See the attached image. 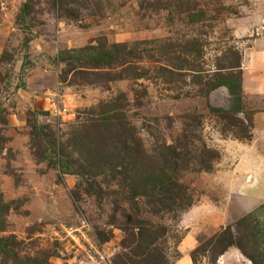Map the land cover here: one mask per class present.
I'll return each instance as SVG.
<instances>
[{
	"label": "rangeland",
	"instance_id": "374dc122",
	"mask_svg": "<svg viewBox=\"0 0 264 264\" xmlns=\"http://www.w3.org/2000/svg\"><path fill=\"white\" fill-rule=\"evenodd\" d=\"M259 165L264 0H0V264H264Z\"/></svg>",
	"mask_w": 264,
	"mask_h": 264
},
{
	"label": "crops",
	"instance_id": "0c3cea01",
	"mask_svg": "<svg viewBox=\"0 0 264 264\" xmlns=\"http://www.w3.org/2000/svg\"><path fill=\"white\" fill-rule=\"evenodd\" d=\"M263 167V168H262ZM247 168H250V169H253V172H258L259 169H263L261 171H264V165H259L258 167H247ZM261 184V183H260ZM253 192V191H252Z\"/></svg>",
	"mask_w": 264,
	"mask_h": 264
}]
</instances>
